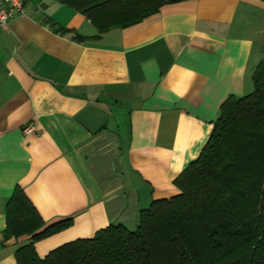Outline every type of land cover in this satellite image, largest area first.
Segmentation results:
<instances>
[{"label":"crops","instance_id":"1","mask_svg":"<svg viewBox=\"0 0 264 264\" xmlns=\"http://www.w3.org/2000/svg\"><path fill=\"white\" fill-rule=\"evenodd\" d=\"M0 27V264L28 236L6 238V205L20 187L45 224L43 257L108 224L134 227L200 153L231 95L253 90L264 62L261 0H184L126 29L96 35L55 0H22ZM49 19L70 33L54 34ZM32 125L33 132L22 129ZM129 229V228H127Z\"/></svg>","mask_w":264,"mask_h":264},{"label":"trees","instance_id":"2","mask_svg":"<svg viewBox=\"0 0 264 264\" xmlns=\"http://www.w3.org/2000/svg\"><path fill=\"white\" fill-rule=\"evenodd\" d=\"M77 11L96 35L135 26L164 4L184 0H55ZM264 3V0H261ZM54 34L71 31L44 21ZM253 90L220 104L200 153L173 179L170 198L151 201L134 228L108 224L38 257L34 242L64 230L45 224L15 187L5 211L6 238L28 236L16 264H264V62L253 68Z\"/></svg>","mask_w":264,"mask_h":264},{"label":"built area","instance_id":"3","mask_svg":"<svg viewBox=\"0 0 264 264\" xmlns=\"http://www.w3.org/2000/svg\"><path fill=\"white\" fill-rule=\"evenodd\" d=\"M24 4L22 0H0V27L7 29L8 23L15 15L23 14ZM32 125L28 124L22 129L24 135H28L32 131Z\"/></svg>","mask_w":264,"mask_h":264},{"label":"rangeland","instance_id":"4","mask_svg":"<svg viewBox=\"0 0 264 264\" xmlns=\"http://www.w3.org/2000/svg\"><path fill=\"white\" fill-rule=\"evenodd\" d=\"M127 228H129V229H131V230H132L134 227H127Z\"/></svg>","mask_w":264,"mask_h":264}]
</instances>
